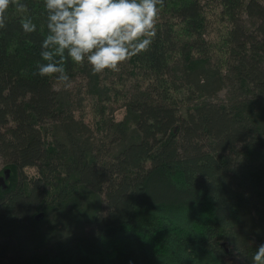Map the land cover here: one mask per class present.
I'll list each match as a JSON object with an SVG mask.
<instances>
[{
  "label": "trees",
  "instance_id": "obj_1",
  "mask_svg": "<svg viewBox=\"0 0 264 264\" xmlns=\"http://www.w3.org/2000/svg\"><path fill=\"white\" fill-rule=\"evenodd\" d=\"M22 3L0 29V264H253L264 0H164L118 72L66 59L83 92L38 74L47 12Z\"/></svg>",
  "mask_w": 264,
  "mask_h": 264
},
{
  "label": "clouds",
  "instance_id": "obj_2",
  "mask_svg": "<svg viewBox=\"0 0 264 264\" xmlns=\"http://www.w3.org/2000/svg\"><path fill=\"white\" fill-rule=\"evenodd\" d=\"M164 0H44L48 35L42 42L38 65L41 77H55L65 89L72 81L66 59L91 66L92 73L118 72L138 53L147 51L156 35V22ZM26 12L22 0H0V29L7 26L9 10ZM25 33L37 26L31 18L21 21ZM264 264V244L252 256Z\"/></svg>",
  "mask_w": 264,
  "mask_h": 264
},
{
  "label": "rangeland",
  "instance_id": "obj_3",
  "mask_svg": "<svg viewBox=\"0 0 264 264\" xmlns=\"http://www.w3.org/2000/svg\"><path fill=\"white\" fill-rule=\"evenodd\" d=\"M72 81V87L70 88L71 91H75L76 90H80L83 92L84 90L81 88L83 87L82 85L84 84V81L80 78V77H77ZM56 87H64L62 83H57L55 85ZM117 107H118V104L116 103L115 104ZM7 162L0 156V172H1V175H0V187H2L4 185V181H5V178L7 177V169L5 168V164ZM49 219H54L53 217H49ZM231 262L234 261V258L233 260H230Z\"/></svg>",
  "mask_w": 264,
  "mask_h": 264
},
{
  "label": "water",
  "instance_id": "obj_4",
  "mask_svg": "<svg viewBox=\"0 0 264 264\" xmlns=\"http://www.w3.org/2000/svg\"><path fill=\"white\" fill-rule=\"evenodd\" d=\"M8 176V175H7Z\"/></svg>",
  "mask_w": 264,
  "mask_h": 264
}]
</instances>
